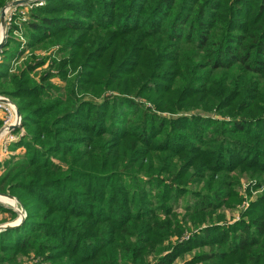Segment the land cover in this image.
I'll list each match as a JSON object with an SVG mask.
<instances>
[{
    "label": "trees",
    "instance_id": "trees-1",
    "mask_svg": "<svg viewBox=\"0 0 264 264\" xmlns=\"http://www.w3.org/2000/svg\"><path fill=\"white\" fill-rule=\"evenodd\" d=\"M44 1L25 47L66 54L64 85L1 66L25 135L0 193L26 218L0 264H264V191L220 213L264 186V0Z\"/></svg>",
    "mask_w": 264,
    "mask_h": 264
},
{
    "label": "rangeland",
    "instance_id": "rangeland-1",
    "mask_svg": "<svg viewBox=\"0 0 264 264\" xmlns=\"http://www.w3.org/2000/svg\"><path fill=\"white\" fill-rule=\"evenodd\" d=\"M43 6H41V7H43ZM3 7L0 8V14H1V10L3 9ZM36 8H40V7L35 6V7H32L31 9H28L26 20H24L23 22L15 21V24L12 26L11 29H9V31H8L9 38L8 37L7 38L9 39L8 41L10 43L7 45V49H4L5 52L2 51V53L0 54V56L2 57L0 69H1V66L6 63L9 65V69H8L9 74L19 75L21 71H27L28 66H32L33 71L29 74V77H31V79H33L34 81L39 82L41 76H44L45 73L50 72L51 64L54 61L56 63L63 61L66 58V54H59L58 51H60V50H58V48H55V49H51V48L50 49H48V48H46V49H41V48L31 49L27 46L25 47V45L20 42V41H23V40H21V37L24 39L26 38L25 37V35H26L25 34V28L27 26V23H29L30 19H31L30 18V12ZM0 28H1V25H0ZM14 30L16 33L13 32ZM22 46L24 48H22ZM17 49H18V51H20L19 55L16 56V58H13L11 61H9L12 53H14L15 50L17 51ZM54 72H56V70H52L50 72L54 76L48 82L51 84H54L56 86H63L64 83L60 79V76L56 75ZM71 76L68 75V78ZM0 97H4V96L0 95ZM83 97H84L83 100H85V101H96V102L98 101V99H96V98H93V100L90 99L91 97L88 95L83 96ZM11 102L13 103V101H11ZM13 105L16 107V105L14 103H13ZM16 109H17V107H16ZM217 118L220 120L221 119L230 120L228 117L218 116ZM0 122H1V113H0ZM0 131H1V126H0ZM20 132H21V134H23L22 136L20 135ZM20 132L18 134H16V135H18V138H17L18 140L11 142L7 148L9 155H5L2 157V161L0 164V171H1L0 173L1 174L3 172L4 162L9 160L11 157L17 156L23 152L22 149H18V148L13 147V145L15 143H17L25 135V130L23 127H22V131H20ZM251 185L252 184H250L249 179H247L246 177L241 178L239 185L235 188V191L237 192V194L241 198V203L235 205L234 208L230 211L228 209H223L220 211V213L224 215V221L231 223L233 220H238L240 213L247 207L248 203L253 201L258 195H260L264 191V186H262L261 188H259L257 190L250 189V195H249L247 192V187L250 188V187H252ZM182 207H183V203L177 209V214L180 216L183 215V213H184ZM9 212L16 213V217L14 219H12L11 214ZM25 218H26L25 210L22 209L18 205V202H15L12 199H8L6 197L0 196V227L20 222L21 219L24 221ZM196 231L197 230L190 228L189 231L184 232V234L181 237L182 240H183V237L185 235H189L190 233H192V232L194 233ZM179 241H181V240H179ZM191 255L192 254L186 255L185 256L186 259H189L191 257ZM27 262H28L27 259H21L20 264H26ZM174 264H182V259L175 261Z\"/></svg>",
    "mask_w": 264,
    "mask_h": 264
},
{
    "label": "built area",
    "instance_id": "built-area-1",
    "mask_svg": "<svg viewBox=\"0 0 264 264\" xmlns=\"http://www.w3.org/2000/svg\"><path fill=\"white\" fill-rule=\"evenodd\" d=\"M15 2H19L18 5H12ZM45 4L44 0H9L7 4L3 7L4 12V29L0 28V43L4 39V43L8 37V31L15 24V21L23 22L26 20L27 10L32 7H39ZM14 33L15 30L13 31ZM20 41L22 44H26V40L21 37ZM22 48H24L22 46ZM3 48L0 50L2 53ZM2 62V57L0 56V64ZM0 113H1V131H0V164L2 157L9 155L7 150L11 142L17 141L18 134L22 131V119L17 118L16 107L13 103L6 97H0ZM20 135L22 136L23 134ZM189 235H185L183 240H187Z\"/></svg>",
    "mask_w": 264,
    "mask_h": 264
},
{
    "label": "water",
    "instance_id": "water-1",
    "mask_svg": "<svg viewBox=\"0 0 264 264\" xmlns=\"http://www.w3.org/2000/svg\"><path fill=\"white\" fill-rule=\"evenodd\" d=\"M18 4H19V2H15V3H13L12 5H18ZM0 25H1V28L4 29L5 24H4V12H3V10H1V14H0ZM3 47H4V39H3V41L0 43V50H1ZM16 115H17V118H21V114H20V112L18 111V109H16ZM0 196H1V197H6V198H8V199H12V200H14L15 202H17L16 199L13 198L12 196H9V195H6V194H2V193H0ZM22 221H23V220L21 219L20 222L13 223V224H9V225H5V226H1V227H0V231H2V230H8V229H13V228H17L18 226L21 225Z\"/></svg>",
    "mask_w": 264,
    "mask_h": 264
},
{
    "label": "crops",
    "instance_id": "crops-1",
    "mask_svg": "<svg viewBox=\"0 0 264 264\" xmlns=\"http://www.w3.org/2000/svg\"><path fill=\"white\" fill-rule=\"evenodd\" d=\"M1 172V171H0ZM1 174V173H0Z\"/></svg>",
    "mask_w": 264,
    "mask_h": 264
}]
</instances>
